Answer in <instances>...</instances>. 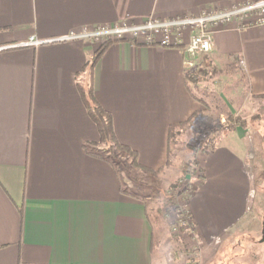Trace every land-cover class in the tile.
<instances>
[{"label":"crops","instance_id":"1","mask_svg":"<svg viewBox=\"0 0 264 264\" xmlns=\"http://www.w3.org/2000/svg\"><path fill=\"white\" fill-rule=\"evenodd\" d=\"M246 1L260 0H0V264H264V157L242 127L198 156L187 202L195 262L163 235L161 214L152 220L150 197L125 188L100 144L80 87L106 41L30 43ZM213 41L211 52L192 54L114 40L94 66L95 98L141 166L164 167L169 128L202 110L186 80L206 57L221 68L237 61L250 93L264 95V25L221 26ZM226 248L232 257H220Z\"/></svg>","mask_w":264,"mask_h":264},{"label":"rangeland","instance_id":"2","mask_svg":"<svg viewBox=\"0 0 264 264\" xmlns=\"http://www.w3.org/2000/svg\"><path fill=\"white\" fill-rule=\"evenodd\" d=\"M207 62L204 61L203 66L208 65ZM209 62L211 64L206 67L208 74L199 84L191 85L198 99L205 102V105L202 104V114L196 115L181 129L177 142L172 145L173 159L170 165L166 162L160 168L163 169L161 173L150 176L135 168L124 154L111 158L116 172L126 184L125 188L133 194L150 197V208L152 211L157 208V213L151 212L152 220L157 222V214H161L163 220L160 222L162 225H159L163 227V235L171 240L177 250L185 252L195 262L199 246L188 216L187 202L194 190L195 182L192 181L199 179L201 173L197 165L198 156L211 150L220 138L235 130L229 117L233 114L245 121L243 130L253 142L257 157H264V148L259 142L264 133V97L250 93L237 61L226 63L222 68L214 66L211 60ZM262 165L260 173L255 171L256 187L260 195L264 193V163ZM226 194L223 197L228 200L231 192ZM259 199L261 212L264 211V198ZM240 201L238 191V207ZM232 253L230 248H226L220 257L229 258L233 256Z\"/></svg>","mask_w":264,"mask_h":264},{"label":"built area","instance_id":"3","mask_svg":"<svg viewBox=\"0 0 264 264\" xmlns=\"http://www.w3.org/2000/svg\"><path fill=\"white\" fill-rule=\"evenodd\" d=\"M229 24H237L240 29L249 25H264V0L246 1L228 8L203 11L198 15L149 17L140 23L123 21L114 25L84 28L50 41H40L31 37L30 43L38 46L44 42L54 41L103 42L130 39L148 46H184L192 54L209 53L214 45V30Z\"/></svg>","mask_w":264,"mask_h":264},{"label":"trees","instance_id":"4","mask_svg":"<svg viewBox=\"0 0 264 264\" xmlns=\"http://www.w3.org/2000/svg\"><path fill=\"white\" fill-rule=\"evenodd\" d=\"M114 40H107L100 48L97 50V52L90 58V61L86 64L84 68V72L88 73L90 76V80L88 81L87 85H83L80 87L82 96H83V101L86 106V109L91 117V119L94 121L96 124L99 135H100V144L105 145L106 151L108 152L109 156L111 158H114L118 156L119 154H124L128 157L130 163L137 169L146 172L150 176H156L159 173L163 171V169L159 170H150L147 169L143 166H141L138 162V154L136 151L132 150L130 147L122 145L119 143L116 134L114 132V125H113V119L110 113H108L102 106L101 104L97 101L94 95V89H93V80H92V75H93V69L106 48L112 43ZM208 58L206 57L204 61H208V65L211 64ZM202 66L198 70H196L194 73L188 75L186 83L188 90L190 94L198 100L201 104L205 105V102L198 99L196 94L191 88V85L194 84H199L203 77L208 74L207 71V66ZM259 97H264V95H261ZM202 114V110L196 112L190 119H188L185 122L178 123L175 125H172L169 128V133H168V157H167V165H170L172 163L173 159V151H172V145H174L177 142V138L180 135L181 129L184 128L186 125H188L192 118H194L198 114ZM231 118L232 122L234 123L235 127H242L244 128L245 121L238 115H229ZM263 138H264V133H263ZM197 164V162L195 161ZM194 163V164H195ZM198 165V164H197ZM193 264V263H192Z\"/></svg>","mask_w":264,"mask_h":264}]
</instances>
